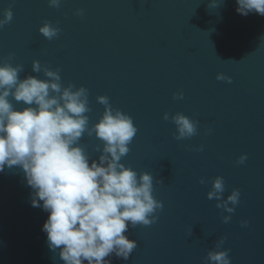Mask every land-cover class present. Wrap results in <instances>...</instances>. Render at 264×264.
<instances>
[{"label":"water","instance_id":"water-1","mask_svg":"<svg viewBox=\"0 0 264 264\" xmlns=\"http://www.w3.org/2000/svg\"><path fill=\"white\" fill-rule=\"evenodd\" d=\"M236 8V0H0V19L13 13L0 28V66L11 55L20 79H47L32 72L34 60L59 69L62 87L87 89L89 128L105 110L98 96L137 128L120 163L153 177L163 207L150 226L129 227L137 247L127 261L107 257L111 264H210L208 253L224 250L231 264H264V16ZM45 21L60 29L52 40L39 32ZM177 113L199 122L196 135L175 138ZM79 146L98 159L103 142L85 132ZM216 177L223 199L240 192L233 213L207 198ZM31 191L18 167L0 173V264H64L47 246L48 213L31 206Z\"/></svg>","mask_w":264,"mask_h":264},{"label":"clouds","instance_id":"clouds-1","mask_svg":"<svg viewBox=\"0 0 264 264\" xmlns=\"http://www.w3.org/2000/svg\"><path fill=\"white\" fill-rule=\"evenodd\" d=\"M48 2L50 7L60 6V0ZM236 4L239 15L254 12L264 16V0H236ZM77 14L82 15V10ZM3 17L0 28L12 21V11L6 9ZM59 31L47 21L39 28L48 40L57 37ZM11 60L10 55L0 66V173L14 166L23 171L32 190L31 206L48 213L41 229L47 235V246L54 255L59 250L64 264H111L106 258L113 254L127 261L137 243L125 233L129 227L155 223L154 213L163 207L152 195L153 177L142 173L138 178L135 171L120 163L137 133L131 117L113 109L108 97L98 96L105 110L99 122L89 128L86 88L74 91L72 84L62 87L59 69L50 70L35 60L32 72H43L47 79L32 75L20 79L23 66L14 67ZM216 79L231 83L223 75ZM10 97L22 102L23 109L16 110ZM173 98L182 99L183 93ZM163 118L168 120V114ZM171 119L177 140L196 135L198 121L181 113ZM85 132L103 142L102 149H97L101 152L98 159H92L79 146ZM246 159L242 155L237 163L243 164ZM224 191L223 178L216 177L207 198H215L217 208L233 213L240 192L234 189L223 199ZM229 203L233 207H228ZM229 220L230 216L223 217L224 223ZM246 226L247 221L242 222V227ZM223 243L224 238L216 247ZM207 260L210 264H231L229 250L210 251Z\"/></svg>","mask_w":264,"mask_h":264}]
</instances>
